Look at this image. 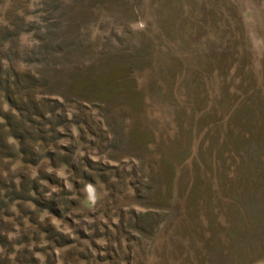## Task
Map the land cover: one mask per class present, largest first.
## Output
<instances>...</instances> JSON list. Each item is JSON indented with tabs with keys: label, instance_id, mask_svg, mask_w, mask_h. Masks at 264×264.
<instances>
[{
	"label": "rangeland",
	"instance_id": "rangeland-1",
	"mask_svg": "<svg viewBox=\"0 0 264 264\" xmlns=\"http://www.w3.org/2000/svg\"><path fill=\"white\" fill-rule=\"evenodd\" d=\"M18 1L29 24L71 20L45 62L56 139L34 142L37 162L1 156L0 175L36 180L62 216L35 217L72 241L46 239L6 187L0 264H264V0ZM36 34L17 67L45 68Z\"/></svg>",
	"mask_w": 264,
	"mask_h": 264
},
{
	"label": "trees",
	"instance_id": "trees-1",
	"mask_svg": "<svg viewBox=\"0 0 264 264\" xmlns=\"http://www.w3.org/2000/svg\"><path fill=\"white\" fill-rule=\"evenodd\" d=\"M7 0H0V18L4 15L3 12V4H5ZM15 1L14 7L10 10H6V14L10 11V18L8 22H4L1 18L0 20V157H20L25 162H37L42 156H38L35 152V144L34 142L37 140H41L45 142L44 144L49 145L51 141H54L56 137L52 134L56 132V124L53 122V118L51 117V108L48 106L50 102H58L61 103L58 99L50 100L47 99L46 96L52 90V86L49 84V76L48 73L53 75V72L56 74L58 70H53L49 63H45L46 60H49L54 51H62L65 46L60 44V49H54L55 40L60 38L56 37L57 31H60L65 24L66 20L71 18L69 17V12L56 14L53 13L48 17L42 20L44 24H29L26 21L25 15L21 14L18 10L23 7L19 1ZM56 1V0H53ZM61 5H57L59 8ZM43 29L44 34L42 36L35 37L40 38L42 42L39 44V56L38 59H32L31 61H42L45 63V68H41L40 70L33 71L31 69H23L21 67H17L13 63V59L19 56V42L20 36L25 32H31L35 29ZM65 39L63 40V42ZM40 63V62H39ZM43 66V67H44ZM42 71L43 77H40V72ZM51 72V73H50ZM69 77L72 81V91L75 94L81 95L82 90H77L78 82H79V74L77 71L70 72ZM76 87V89H75ZM47 91H49L47 93ZM76 97V96H74ZM41 98V99H40ZM74 102H78V100L73 99ZM48 102V103H47ZM7 105V106H6ZM55 109V106H54ZM45 120L46 126H49L47 133L50 135L44 134L46 131L41 129L40 133L37 132V124L38 120ZM59 125V124H58ZM18 146H20L18 149ZM53 152L47 151L43 156L51 157ZM0 250L4 247L10 246L11 239L9 231L8 233L4 232L3 229L8 227L7 222L5 221V215L7 214V205L1 198L4 195V188L10 187L13 192V196L7 192V196H10L12 202L17 200L19 201L20 206H25V201H31L32 204L37 206V210H33L29 207L27 213L34 215V213L42 214V213H54L56 216H62V210L59 208V204L54 199L48 198H38L35 196L36 194H40L39 185L36 184V180H32V186L29 188L26 186V183L22 185V188H18V185L15 181H12L11 184H6L4 180L3 174L0 175ZM47 179H50L49 177ZM25 200V201H24ZM9 201V205H10ZM6 206V207H5ZM6 208V210H3ZM38 227L41 228L43 233H46L47 238L52 240L53 238L60 239V246H65L71 243L70 236H64L59 232H56L55 225L51 223L49 218L45 220L39 219L36 215L32 218ZM46 224V225H45ZM59 236V237H58ZM58 241V240H57ZM26 240L23 238L17 243L12 244L20 245L24 244ZM11 249V248H10ZM12 250V249H11ZM2 256H7V254H2L0 251V262H5L8 258H2ZM20 256V255H18ZM20 259V258H18Z\"/></svg>",
	"mask_w": 264,
	"mask_h": 264
}]
</instances>
